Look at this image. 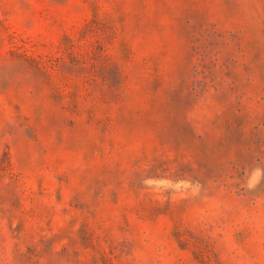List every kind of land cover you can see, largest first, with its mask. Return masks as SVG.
<instances>
[{"label":"rangeland","instance_id":"374dc122","mask_svg":"<svg viewBox=\"0 0 264 264\" xmlns=\"http://www.w3.org/2000/svg\"><path fill=\"white\" fill-rule=\"evenodd\" d=\"M0 264H264V0H0Z\"/></svg>","mask_w":264,"mask_h":264}]
</instances>
